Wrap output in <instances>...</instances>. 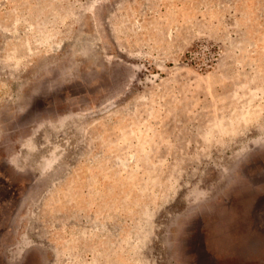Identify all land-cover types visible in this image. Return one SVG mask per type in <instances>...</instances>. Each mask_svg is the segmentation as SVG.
Listing matches in <instances>:
<instances>
[{
    "label": "rangeland",
    "instance_id": "374dc122",
    "mask_svg": "<svg viewBox=\"0 0 264 264\" xmlns=\"http://www.w3.org/2000/svg\"><path fill=\"white\" fill-rule=\"evenodd\" d=\"M0 264H264V0H0Z\"/></svg>",
    "mask_w": 264,
    "mask_h": 264
}]
</instances>
